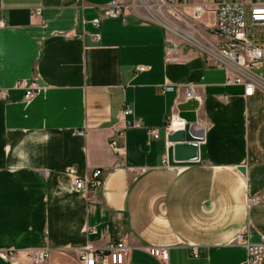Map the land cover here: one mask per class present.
Returning <instances> with one entry per match:
<instances>
[{"label": "crops", "instance_id": "crops-1", "mask_svg": "<svg viewBox=\"0 0 264 264\" xmlns=\"http://www.w3.org/2000/svg\"><path fill=\"white\" fill-rule=\"evenodd\" d=\"M111 2L0 0V264L12 250L32 264L33 248L48 249L45 264H82L81 248L121 238L128 264H247L238 236L264 240V92L229 83L193 41L219 40L217 0H168L183 25L128 9L106 17ZM22 79L38 83L33 98ZM190 89L202 135L178 155L168 134L185 126ZM96 169L98 187L76 188Z\"/></svg>", "mask_w": 264, "mask_h": 264}, {"label": "built area", "instance_id": "built-area-1", "mask_svg": "<svg viewBox=\"0 0 264 264\" xmlns=\"http://www.w3.org/2000/svg\"><path fill=\"white\" fill-rule=\"evenodd\" d=\"M168 4L166 0H162ZM126 11L122 0H113L104 10L106 17H116ZM94 23L99 25L101 17H97ZM3 24V21H1ZM215 33L218 41L196 42L205 54L207 62L228 70L227 81L245 86L246 95H252L259 89L264 92V73L256 72L264 65V0H217ZM139 71L147 69L146 66H138ZM18 88L25 89V98H33L38 89L36 80L28 82L19 80L16 84ZM167 90H173L174 86L166 85ZM8 91H0V98H7ZM200 98L195 95L192 89L187 92V99ZM134 109L126 105L121 109L119 117L122 120L126 116L133 114ZM140 126V119L133 122L125 121V127ZM172 126H167V131H171ZM155 137L159 134L156 130H151ZM122 135V132L119 133ZM117 135L112 138L111 146L120 151ZM102 170L96 169L88 177H76L75 186L81 190L96 188L101 184ZM262 195L250 197L251 202H259ZM237 240L244 242L247 247V264H264V240L251 243L246 238L245 233H241ZM132 246L126 238H121L112 242L105 249H97L92 246H85L79 251V260L82 264H128V256ZM149 252L163 260L169 259V249L167 246H150ZM27 258L35 263H45L49 258L47 248H33L28 250ZM194 255L198 253L195 250ZM11 259L10 264H22L18 253L14 250L4 255Z\"/></svg>", "mask_w": 264, "mask_h": 264}, {"label": "rangeland", "instance_id": "rangeland-1", "mask_svg": "<svg viewBox=\"0 0 264 264\" xmlns=\"http://www.w3.org/2000/svg\"><path fill=\"white\" fill-rule=\"evenodd\" d=\"M125 9L127 10H134L141 14H143L145 17L152 19L154 21L164 23L167 25L166 21L169 22H176L177 24L183 25V20L178 18L177 15H175L170 7L166 5L165 2L162 4V0H122ZM168 2V0H166ZM147 5H151L152 8L148 9ZM170 32V30H169ZM171 33V32H170ZM172 34V33H171ZM176 33L172 34L175 35ZM180 40H186L187 36L184 37V35H178L176 34ZM256 72H263L264 73V67L260 69H256ZM29 260V259H28ZM46 263V262H45ZM45 263H35L33 264H45Z\"/></svg>", "mask_w": 264, "mask_h": 264}, {"label": "water", "instance_id": "water-1", "mask_svg": "<svg viewBox=\"0 0 264 264\" xmlns=\"http://www.w3.org/2000/svg\"><path fill=\"white\" fill-rule=\"evenodd\" d=\"M198 107V101L196 98H189L186 101L179 104V115L186 119V127L183 130H176L170 134H168V139L171 142L176 143V152L178 155L185 153L186 150L183 147H180L178 142H186V143H195L197 140H200V136L202 135L199 132L194 131L193 127L197 121L196 109Z\"/></svg>", "mask_w": 264, "mask_h": 264}, {"label": "bare ground", "instance_id": "bare-ground-1", "mask_svg": "<svg viewBox=\"0 0 264 264\" xmlns=\"http://www.w3.org/2000/svg\"><path fill=\"white\" fill-rule=\"evenodd\" d=\"M147 7H148V9H151L152 8V6L151 5H147ZM180 116V115H179ZM181 117V116H180ZM181 118H183V117H181ZM179 120H180V118H178ZM183 119H185V118H183ZM185 121H186V119H185ZM186 123H187V121L185 122V126L183 127V129H185V127H186ZM182 126H183V124H182ZM177 127V126H176ZM183 129H181V130H183ZM180 147H183V149L184 150H186L185 152H191L190 154H192L193 152H195V150L197 149L196 147H197V145L196 144H193V143H191V144H189V143H186V142H183V141H181V142H178L177 143ZM192 150V151H191ZM184 154H186V153H183L182 155H184Z\"/></svg>", "mask_w": 264, "mask_h": 264}, {"label": "clouds", "instance_id": "clouds-1", "mask_svg": "<svg viewBox=\"0 0 264 264\" xmlns=\"http://www.w3.org/2000/svg\"><path fill=\"white\" fill-rule=\"evenodd\" d=\"M49 137L48 136H45V140H47Z\"/></svg>", "mask_w": 264, "mask_h": 264}]
</instances>
